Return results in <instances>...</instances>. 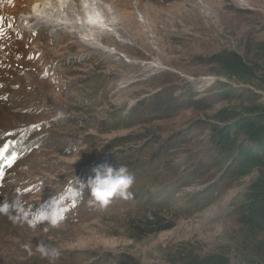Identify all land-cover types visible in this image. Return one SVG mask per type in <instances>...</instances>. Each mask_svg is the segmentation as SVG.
Instances as JSON below:
<instances>
[{
    "label": "rangeland",
    "instance_id": "obj_1",
    "mask_svg": "<svg viewBox=\"0 0 264 264\" xmlns=\"http://www.w3.org/2000/svg\"><path fill=\"white\" fill-rule=\"evenodd\" d=\"M35 1L0 0V204L11 205L0 213V264H49L35 250L41 240L60 250L55 264H179L180 248L230 264L261 260L264 233L247 231L240 215L264 169L228 173L210 137L220 111L264 104V0H99L110 31L95 35L98 48L82 35L18 26ZM77 2L69 12L81 23ZM225 51L253 66V85L214 73L207 61ZM218 81L236 95L208 99L223 91ZM159 96L169 109L144 120L141 107ZM115 115L126 121L112 125ZM128 147L136 157L120 156ZM103 164L129 169L130 198L101 207L79 188ZM160 189V202L172 191L164 207L148 203ZM54 196L59 226L31 227L28 212ZM149 210L162 228L134 232L130 221L144 225ZM80 252L98 262L77 260Z\"/></svg>",
    "mask_w": 264,
    "mask_h": 264
},
{
    "label": "trees",
    "instance_id": "obj_2",
    "mask_svg": "<svg viewBox=\"0 0 264 264\" xmlns=\"http://www.w3.org/2000/svg\"><path fill=\"white\" fill-rule=\"evenodd\" d=\"M208 65L215 66L214 73L218 76L227 78L228 80H237L245 85H253V78L255 76V69L253 66H249L243 60V58L236 52L225 51L218 55L211 57L208 61ZM219 83V84H218ZM218 81L217 87L222 88L223 91L218 93H212L208 95V99L217 102L216 99H229L236 95V89L229 87L226 84H221ZM260 88H263L262 86ZM149 99L146 101L142 108V112H147L143 114L140 111V116L144 120L153 117L154 112H161L163 109L167 110L165 105V98L161 96L156 99ZM197 103L196 100L193 101ZM152 105V106H151ZM229 110L220 111L213 120L217 124L212 125L211 129V143L214 150L218 154H225V157L221 162H226L225 165L229 164L228 173H231L237 177H245L256 170L263 171L264 169V104L258 105L256 107H247L244 111H236L235 113L228 112ZM121 114V113H120ZM140 118L138 115H136ZM117 117V118H116ZM112 125H117L123 121L120 116L112 117ZM123 145V144H122ZM121 145V146H122ZM120 146V145H118ZM126 150V149H125ZM125 150H121L122 158H134L135 148L128 147L129 151L125 154ZM228 156V157H227ZM94 174H90L93 176ZM190 176V175H189ZM188 179V177H183ZM172 192V191H171ZM171 192L162 200L158 201L160 198L166 195L164 189H160L155 194H149V201H154L158 203V206L164 207L163 202H165L168 197H170ZM141 201V198L139 199ZM145 204V205H148ZM240 223L247 229V231L258 236L259 233H264V174H260L250 185L248 192L245 196V201L241 207ZM130 227L134 232L153 233L162 228L160 224V219L154 211H148L146 215V222L144 225L136 224L135 221H130ZM261 252L258 253L257 244V255L262 257L261 260H249L250 264H264V241L261 242ZM98 255H91L85 252H80L79 259L84 261L98 262L95 258ZM179 260V264H230L228 257L211 254V255H199L187 248H180L177 250L176 254L173 256ZM102 262V261H101ZM112 264H137L131 258L125 260L115 261L111 258L110 262Z\"/></svg>",
    "mask_w": 264,
    "mask_h": 264
},
{
    "label": "clouds",
    "instance_id": "obj_3",
    "mask_svg": "<svg viewBox=\"0 0 264 264\" xmlns=\"http://www.w3.org/2000/svg\"><path fill=\"white\" fill-rule=\"evenodd\" d=\"M37 20L43 24H55L54 19L37 15ZM134 184V177L129 169L124 165L111 166L103 164L94 170V175L90 177L86 184L81 183L79 188H86L90 193L92 202L103 207L111 202L113 198H130L132 193L129 191ZM78 195V192H74ZM11 205L7 203L0 204V213H7ZM30 226L35 228L39 223H45L52 228L59 226L64 219V210L62 201L58 196H54L47 208L32 210L28 212ZM48 229L46 228L45 231ZM26 250L31 254V248L27 245ZM42 258H46L49 264H55L61 252L57 247L45 244L42 240L35 246Z\"/></svg>",
    "mask_w": 264,
    "mask_h": 264
},
{
    "label": "bare ground",
    "instance_id": "obj_4",
    "mask_svg": "<svg viewBox=\"0 0 264 264\" xmlns=\"http://www.w3.org/2000/svg\"><path fill=\"white\" fill-rule=\"evenodd\" d=\"M78 1L79 2L76 3L75 8L77 15L81 17V23L75 22L71 15L73 12H69L71 9L69 3H72V0H36L35 3L32 4V11L30 14L22 16L21 22L18 26L28 25L32 28L39 29L42 27V25H44L56 35L66 33L82 35L84 37V41L87 42V44L93 48H98L100 45H98L99 41H95V35L100 38L102 35L101 32L105 30L107 32L110 31L108 30L109 25L106 24V20L104 21V15L109 17L108 12L102 7V4L99 2V0ZM101 11H103L104 15L101 14ZM37 15L54 19L55 24L40 23L37 20ZM70 20L72 21L71 24H69ZM103 50L105 52H110L106 48H103Z\"/></svg>",
    "mask_w": 264,
    "mask_h": 264
},
{
    "label": "snow or ice",
    "instance_id": "obj_5",
    "mask_svg": "<svg viewBox=\"0 0 264 264\" xmlns=\"http://www.w3.org/2000/svg\"><path fill=\"white\" fill-rule=\"evenodd\" d=\"M0 151H5V150H0Z\"/></svg>",
    "mask_w": 264,
    "mask_h": 264
}]
</instances>
